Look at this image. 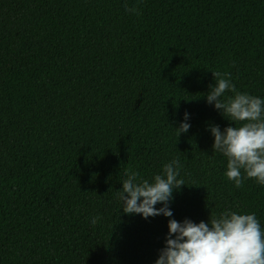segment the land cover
<instances>
[{"label": "trees", "instance_id": "trees-1", "mask_svg": "<svg viewBox=\"0 0 264 264\" xmlns=\"http://www.w3.org/2000/svg\"><path fill=\"white\" fill-rule=\"evenodd\" d=\"M214 71L264 99V0H0V264H155L169 219L224 211L264 229V185L212 150ZM172 160L173 215L124 214L126 172Z\"/></svg>", "mask_w": 264, "mask_h": 264}, {"label": "clouds", "instance_id": "clouds-1", "mask_svg": "<svg viewBox=\"0 0 264 264\" xmlns=\"http://www.w3.org/2000/svg\"><path fill=\"white\" fill-rule=\"evenodd\" d=\"M125 11L140 14L137 7L127 4ZM211 73L214 84L209 86L206 102L232 125L223 131L218 125L209 128L214 138L212 150L227 160L225 178L237 188L249 179L264 185V99L237 91L228 73ZM226 92L233 95L225 96ZM187 119L186 113L185 122L175 128L177 136L189 130ZM179 172L178 160L165 164L162 174L155 175L151 182L140 179L137 172H126L127 178L117 191L123 213L138 214L143 219L171 217L173 192L185 186L178 179ZM157 204L163 206L156 208ZM99 219L94 217L91 223L95 225ZM167 228L165 245L155 264H264V229L255 213L224 211L200 223L169 219Z\"/></svg>", "mask_w": 264, "mask_h": 264}]
</instances>
